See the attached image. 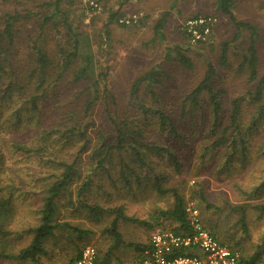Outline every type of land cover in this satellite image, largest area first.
<instances>
[{
	"label": "trees",
	"instance_id": "16d2710c",
	"mask_svg": "<svg viewBox=\"0 0 264 264\" xmlns=\"http://www.w3.org/2000/svg\"><path fill=\"white\" fill-rule=\"evenodd\" d=\"M15 1L13 7L5 1L0 5V128L9 129L11 135L4 137L3 142L8 141L14 153L38 157L48 166L49 173L41 178H44L40 185L44 197L37 224L23 230L10 228L16 214L15 195L5 190L10 188L8 183L0 184V259L39 262L41 255L47 254L46 238L62 225L54 222L53 215L58 200L64 197L90 214L115 215L104 229L115 242L107 249L96 247L94 262L109 264L112 251L122 238L119 220L146 222L125 214L121 207L112 206L110 202L102 204L98 199L90 200V193L98 184L95 176L106 174L115 187L122 183L139 186L150 180L152 153L180 163V154L169 145L176 140L182 144L187 142L182 123L194 119L195 113H204L202 118L212 124L210 136L204 141L205 153L200 157H206L208 149L225 147L221 161L225 168L233 158L246 164L249 148L255 142L254 134L264 123V66L258 44L259 29L237 18V0H215L214 14L199 10L190 16H224L234 24L235 31L220 44L216 61L204 60L199 81L175 101L176 107L166 104L162 95L166 79L171 78L164 61L195 68V57L201 54L197 50L205 49L204 45L214 34L215 23L208 39L197 43L191 42L182 25L180 29L177 26L185 41L166 46L162 63L151 65L137 75L122 101L111 90V65L100 68L98 73L96 70V58L98 61L103 56V44L111 50L114 45L127 41L114 39L111 26L147 27L149 23L153 33L151 40L161 42L169 27L176 28L173 5L160 0L146 7L139 0L133 5V14L138 15L134 17L127 12L130 8L127 2L120 0L119 8L108 10L110 15L101 29L104 34L98 33L97 37L94 33L92 39L84 25L79 24L80 19L71 17L75 8L73 11L69 8L74 6L75 0ZM101 2L105 10L110 5L109 0ZM153 6L161 11L152 19L149 11ZM92 18L94 21L95 17ZM121 19H129V22H121ZM149 42L146 45L151 44ZM223 73L228 77L242 75L246 85L240 94L231 96L227 86L217 83ZM225 113L229 117L224 125L221 120ZM98 120L101 125H97ZM90 124L94 127V137L89 131ZM150 129L155 136L150 135ZM256 144L263 146L264 140ZM193 152L190 151V157ZM4 159V154L0 153V167ZM263 186L264 180L246 193L261 192ZM155 190L162 195L172 194L171 207L161 214L186 228L185 197L177 188L164 187L160 182ZM253 206L264 212V204ZM242 213L241 222L245 224V211ZM207 229L220 240L216 230ZM28 236H31L29 243L8 252L12 238ZM222 242L237 250V244ZM130 246L137 253L136 263L147 243H131ZM76 250L68 264H76L79 259L82 249ZM240 261L241 264H264L257 252L252 256L241 253Z\"/></svg>",
	"mask_w": 264,
	"mask_h": 264
},
{
	"label": "rangeland",
	"instance_id": "374dc122",
	"mask_svg": "<svg viewBox=\"0 0 264 264\" xmlns=\"http://www.w3.org/2000/svg\"><path fill=\"white\" fill-rule=\"evenodd\" d=\"M2 1L11 7L16 4L15 0H0V5ZM109 1L110 5L106 10L102 5L99 12L90 10L85 0H75L74 6L71 5L69 8L72 11L75 8L71 17L80 19L79 24L84 25L88 37L92 38L94 33L97 37L99 34H104L101 29L110 15L108 10L120 6V0ZM214 1L148 0L147 2V0H142L141 2L146 7L148 4L155 5V2L168 6L173 5L172 12L176 19V28L173 25L169 27L161 43L158 39L151 40L153 33L149 30V23H146L147 27L114 24L111 26L113 38L117 41H127L114 45L111 50L103 44L101 52L103 56L98 61L96 58L97 73L100 68L104 66L107 68L111 65L109 72L111 90L120 100L124 101L133 79L149 66L162 63L166 46L174 42L185 41L181 32L177 31V26L180 29L183 22L199 10L214 14ZM125 2L130 7L127 10L128 14H133V5L139 0H125ZM160 11L158 6H153L149 11L152 19L157 17ZM235 14L238 19L248 21L258 27L260 33L258 44L264 66V0H237ZM133 16L138 17L136 14ZM92 17H95L94 21ZM214 19V34L204 45V50H197L201 54L195 57L197 60L195 68L187 69L177 65L175 61H164V66L171 74V78L165 81L166 88L162 93L166 104L176 107L175 101H179L181 99L179 97L199 81L203 72L204 60L216 61L220 52V44L223 40L232 37L235 31L234 24L224 16H214ZM148 41H151L149 42L151 44L146 45ZM217 83L227 86L231 96H235L233 93L240 94L246 85L242 75L235 74L228 77L225 73L217 78ZM195 115L194 119L182 123L181 129L187 142L182 144L181 141L176 140L171 141L169 145L180 154V163L168 156L162 157L160 154L152 153L149 165L150 180L139 186L136 184L128 186L122 183L115 187L106 174L95 176L98 184L93 187L90 200L98 199L102 204L110 202L112 206L121 207L125 214L146 222L135 223L119 220L118 229L122 238L112 251L109 264H135L137 253L134 247L130 246L131 243H146L151 234L164 228H172L177 232L181 230L180 222L161 214L162 210L171 207L174 198L170 192L162 195L155 190L159 182L164 187L177 188L185 197L186 207L196 208L201 222L207 228L216 230L220 240L237 244V250L245 256L260 253L261 260H264V212H260L253 206L264 204V186L261 192L256 194L246 193L264 180V145L256 144L257 141L264 140V123L254 134L253 141L255 142L249 148L246 164L238 158H233L229 167L225 168L221 163L225 156V147H217V150L208 149L206 157H200L202 153H205L204 141L210 136L212 124L207 118H202L204 113H195ZM228 117L229 114L225 113L224 119L221 120L222 124L225 125L228 122ZM98 124L101 125L99 120ZM6 129L5 126L0 128V153H3L5 158L0 167V184L5 186L8 183L10 188L5 190L15 195L16 214L10 228L23 230L37 224L40 216L39 209L44 197L40 190L44 178H41L47 176L49 168L38 157H26L14 153L9 142H3L4 137L11 135L9 129ZM10 129L14 130L12 127ZM92 129L94 127L90 124L89 131L94 137ZM150 135L155 136L153 129H150ZM192 150L194 152L191 159L189 153ZM98 186H101L100 191ZM56 206L57 210L53 215V220L62 225L54 230L52 236L46 238L47 254L41 255L39 262L0 259V264H68V261L76 255L78 247L82 249L87 244H94L96 247L107 249L115 242L114 238L104 230L111 223L114 214H90L87 210L79 209L78 204L73 206L64 197L58 200ZM238 206H243V210ZM242 211H245V224L241 222ZM246 228L247 232H245ZM30 239L31 236L22 239L12 238L8 252L29 243Z\"/></svg>",
	"mask_w": 264,
	"mask_h": 264
},
{
	"label": "built area",
	"instance_id": "2783aa9c",
	"mask_svg": "<svg viewBox=\"0 0 264 264\" xmlns=\"http://www.w3.org/2000/svg\"><path fill=\"white\" fill-rule=\"evenodd\" d=\"M90 10L99 12L101 0H85ZM135 17V16H134ZM129 19H121V22ZM215 19L206 16L189 17L183 22L192 43L205 41L213 29ZM188 224L180 231L164 228L151 234L135 264H241V253L214 236L201 222L198 211L186 207ZM97 249L94 244L82 248L76 264H94Z\"/></svg>",
	"mask_w": 264,
	"mask_h": 264
},
{
	"label": "crops",
	"instance_id": "0c3cea01",
	"mask_svg": "<svg viewBox=\"0 0 264 264\" xmlns=\"http://www.w3.org/2000/svg\"><path fill=\"white\" fill-rule=\"evenodd\" d=\"M203 223V222H202ZM205 226V225H204ZM206 227V226H205Z\"/></svg>",
	"mask_w": 264,
	"mask_h": 264
}]
</instances>
